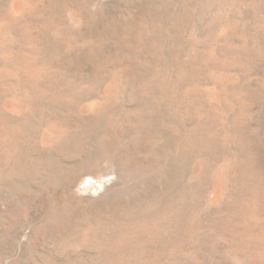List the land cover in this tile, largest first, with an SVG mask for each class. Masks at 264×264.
Instances as JSON below:
<instances>
[{
    "label": "rangeland",
    "instance_id": "obj_1",
    "mask_svg": "<svg viewBox=\"0 0 264 264\" xmlns=\"http://www.w3.org/2000/svg\"><path fill=\"white\" fill-rule=\"evenodd\" d=\"M0 264H264V0H0Z\"/></svg>",
    "mask_w": 264,
    "mask_h": 264
}]
</instances>
